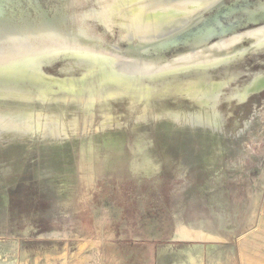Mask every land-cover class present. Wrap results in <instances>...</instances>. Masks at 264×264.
Segmentation results:
<instances>
[{"label":"water","instance_id":"water-1","mask_svg":"<svg viewBox=\"0 0 264 264\" xmlns=\"http://www.w3.org/2000/svg\"><path fill=\"white\" fill-rule=\"evenodd\" d=\"M263 115L264 0H0V191L234 171Z\"/></svg>","mask_w":264,"mask_h":264},{"label":"rangeland","instance_id":"rangeland-1","mask_svg":"<svg viewBox=\"0 0 264 264\" xmlns=\"http://www.w3.org/2000/svg\"><path fill=\"white\" fill-rule=\"evenodd\" d=\"M165 250L164 264H264V129L234 171L99 180L83 202L0 191V264H153Z\"/></svg>","mask_w":264,"mask_h":264},{"label":"crops","instance_id":"crops-1","mask_svg":"<svg viewBox=\"0 0 264 264\" xmlns=\"http://www.w3.org/2000/svg\"><path fill=\"white\" fill-rule=\"evenodd\" d=\"M183 252H185V251L183 250ZM170 254H172V251H169V250H165L163 252H160L159 254L156 251H154V255L156 256V262L153 264H164V262H166V259H168L171 256ZM167 255H168V257H167ZM112 258H113V260L109 264H122L123 263V261L120 259H117L116 256H114ZM115 259L117 261H114ZM94 264H96V263H94ZM99 264H103V262H101Z\"/></svg>","mask_w":264,"mask_h":264},{"label":"flooded vegetation","instance_id":"flooded-vegetation-1","mask_svg":"<svg viewBox=\"0 0 264 264\" xmlns=\"http://www.w3.org/2000/svg\"><path fill=\"white\" fill-rule=\"evenodd\" d=\"M252 99V98H251Z\"/></svg>","mask_w":264,"mask_h":264}]
</instances>
